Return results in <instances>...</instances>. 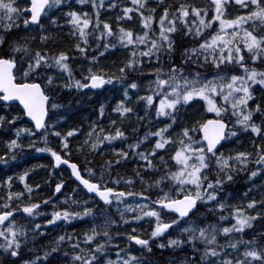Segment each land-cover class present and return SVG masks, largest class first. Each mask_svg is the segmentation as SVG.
<instances>
[{
  "label": "snow or ice",
  "instance_id": "6c2138e0",
  "mask_svg": "<svg viewBox=\"0 0 264 264\" xmlns=\"http://www.w3.org/2000/svg\"><path fill=\"white\" fill-rule=\"evenodd\" d=\"M26 149L0 264H264V0H0V164Z\"/></svg>",
  "mask_w": 264,
  "mask_h": 264
},
{
  "label": "trees",
  "instance_id": "16d2710c",
  "mask_svg": "<svg viewBox=\"0 0 264 264\" xmlns=\"http://www.w3.org/2000/svg\"><path fill=\"white\" fill-rule=\"evenodd\" d=\"M111 93L109 91V89H105V91L99 95L98 97H95L93 99V101L81 105L80 106V112L83 113L85 116H89L91 115V110L94 108L95 106V100L99 99V100H104L105 97L109 96ZM61 126L63 127V122H61ZM245 141L247 140V137L243 138ZM40 146V145H38ZM119 146V145H117ZM233 147V145H225V148H230ZM49 154L48 153H42V152H35L33 150H27L26 155L23 156L22 161L20 162V159L11 162L10 163V171L9 168H6L4 165L0 164V170L2 171H7L8 174H12V172H19L21 170H24L25 168H27L30 165H48L49 164ZM130 170V169H129ZM61 171L64 172L65 177L67 178L68 176V172L65 171L64 169H61ZM47 169L46 168H41V167H37L34 168L33 171L29 174V178L28 182L31 183L33 181H35L36 183H41L42 181L47 180ZM241 180H243V175L240 178ZM14 190H21L23 188V184L19 183L18 181L13 185ZM69 189L72 187V185L68 186ZM41 193V197L43 195H48V189L44 186L43 183H41V188L39 190H37ZM59 195V194H58ZM33 199H35V196L33 197ZM131 202V201H128ZM60 206H63V202H60ZM91 206V205H89ZM52 209V205H48L47 206V210L50 211ZM44 209H42L43 211ZM50 218V217H49ZM39 217L36 218L37 221H39ZM136 226L137 227H146V225L142 224L141 222H136ZM88 227V221L85 220L84 223H80L78 221H68V222H62L59 223L58 226L53 227V226H47V236L50 238H54L57 234H59L62 231H67V232H71L73 229H76L77 231H80L82 229H85ZM131 227V225H129V228ZM124 231L129 230L128 228L123 229ZM41 243H43V241H41ZM123 244V242H122ZM138 247V246H137ZM161 255L163 256H168L169 252L168 251H163L161 253Z\"/></svg>",
  "mask_w": 264,
  "mask_h": 264
},
{
  "label": "rangeland",
  "instance_id": "374dc122",
  "mask_svg": "<svg viewBox=\"0 0 264 264\" xmlns=\"http://www.w3.org/2000/svg\"><path fill=\"white\" fill-rule=\"evenodd\" d=\"M27 150H31V149H26L25 150V152H27ZM20 159V162L22 161V159H23V156H21L20 158H18V160ZM129 203H131V202H129Z\"/></svg>",
  "mask_w": 264,
  "mask_h": 264
},
{
  "label": "bare ground",
  "instance_id": "6f19581e",
  "mask_svg": "<svg viewBox=\"0 0 264 264\" xmlns=\"http://www.w3.org/2000/svg\"><path fill=\"white\" fill-rule=\"evenodd\" d=\"M133 244H134V242H133Z\"/></svg>",
  "mask_w": 264,
  "mask_h": 264
}]
</instances>
